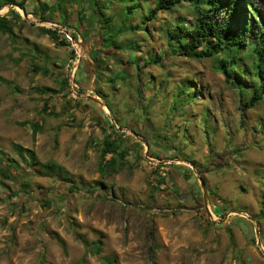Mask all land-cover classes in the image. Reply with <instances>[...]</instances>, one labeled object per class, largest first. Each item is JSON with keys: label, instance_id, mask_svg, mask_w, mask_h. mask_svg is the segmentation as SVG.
<instances>
[{"label": "rangeland", "instance_id": "rangeland-1", "mask_svg": "<svg viewBox=\"0 0 264 264\" xmlns=\"http://www.w3.org/2000/svg\"><path fill=\"white\" fill-rule=\"evenodd\" d=\"M46 1L60 21L71 14L67 27L16 7L19 36L0 33V149L21 161L31 148L67 178L31 175L21 188L0 176V264H102L74 231L102 237L121 264H264V99L245 106L216 59L163 53L175 18L194 23L190 4L146 23L147 0L131 13V0ZM37 52L56 74L33 72ZM103 126L130 149L119 173L100 169Z\"/></svg>", "mask_w": 264, "mask_h": 264}, {"label": "trees", "instance_id": "trees-1", "mask_svg": "<svg viewBox=\"0 0 264 264\" xmlns=\"http://www.w3.org/2000/svg\"><path fill=\"white\" fill-rule=\"evenodd\" d=\"M133 3L128 7L129 13L138 7L137 0H131ZM151 6L144 12V20L148 23L150 20H158L159 13L168 14L176 11L183 3L188 2L192 9L197 13L193 24H186L175 18L176 25L171 32L167 33L168 41L164 47V54H175L190 59H216V65L224 74L228 85L241 87L239 90L245 106H255L264 99V11L256 0H147ZM98 2V1H97ZM29 14L28 7L33 6L32 12L42 21H53L61 26H68L71 14L66 13L63 18L59 11L60 4H51L46 0H0V10L5 6H10L5 13L0 12V33L9 34L13 39L19 36L17 29L19 23L24 20L23 14L16 8ZM72 11L71 13H73ZM76 12V11H75ZM98 13L97 8L93 13ZM77 13V12H76ZM78 11V15H81ZM59 18L55 20V15ZM70 14V15H69ZM86 13H84L85 15ZM221 16V17H220ZM221 18V19H220ZM82 20V17H79ZM78 21V20H77ZM123 28L120 33L125 34ZM42 34H47L59 45H69L66 37H61L57 29L52 27L40 26ZM76 37V34L73 33ZM122 43V42H121ZM123 44V43H122ZM35 50V48H33ZM156 61L162 55L156 52ZM32 62V70L35 74L42 72L44 75H50L53 70L49 67V62L39 52L35 53ZM43 60L40 66L38 60ZM118 60H122L117 57ZM158 62V61H157ZM56 74V73H55ZM0 81L6 79L0 76ZM61 83L64 88L69 87V79L63 77ZM46 91L57 92L54 88H46ZM101 96L104 94L96 89ZM104 97V96H103ZM50 108L48 101L42 107L43 112ZM51 110V109H49ZM108 124V123H107ZM33 137L42 129V124L37 118L32 124ZM108 133L104 137L103 147L100 151L101 171H112L119 173L132 164L129 159V147H123L121 140L115 137L117 129L113 126H103ZM145 139V138H144ZM147 141V140H146ZM137 144L143 148L142 141ZM140 157L143 155L140 153ZM111 154L110 158L107 155ZM18 155L21 161L13 157H8L0 149V176L5 180H15L20 182V187L25 188L31 184V175L52 178L56 174L59 177L67 178L64 166L58 162L40 161L36 152L27 147L20 146ZM29 158L31 162H29ZM157 173V172H156ZM165 178L160 179L162 183ZM19 194L18 191L13 195ZM45 205L50 207V202L45 199ZM75 238L82 242L87 251L92 255H99L102 264H121L116 254L104 253V239L97 237L89 240L79 232L74 231ZM63 244V241L59 239Z\"/></svg>", "mask_w": 264, "mask_h": 264}, {"label": "water", "instance_id": "water-1", "mask_svg": "<svg viewBox=\"0 0 264 264\" xmlns=\"http://www.w3.org/2000/svg\"><path fill=\"white\" fill-rule=\"evenodd\" d=\"M17 7H20V6H18L17 5ZM21 8V7H20ZM23 13H24V15H25V17H27V14H26V12L23 10ZM201 183H202V185H203V187H204V181L201 179ZM259 242H260V240H259Z\"/></svg>", "mask_w": 264, "mask_h": 264}, {"label": "crops", "instance_id": "crops-1", "mask_svg": "<svg viewBox=\"0 0 264 264\" xmlns=\"http://www.w3.org/2000/svg\"><path fill=\"white\" fill-rule=\"evenodd\" d=\"M7 12V11H6Z\"/></svg>", "mask_w": 264, "mask_h": 264}]
</instances>
